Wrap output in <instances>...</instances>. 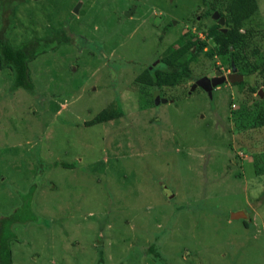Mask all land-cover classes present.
<instances>
[{"label": "rangeland", "instance_id": "374dc122", "mask_svg": "<svg viewBox=\"0 0 264 264\" xmlns=\"http://www.w3.org/2000/svg\"><path fill=\"white\" fill-rule=\"evenodd\" d=\"M12 1V45L69 40L28 64L30 92L0 69V219L32 216L11 264H264V0L232 55L211 39L230 0ZM190 34V80L135 81ZM232 68L242 85L190 89ZM107 107L122 116L85 125Z\"/></svg>", "mask_w": 264, "mask_h": 264}, {"label": "trees", "instance_id": "16d2710c", "mask_svg": "<svg viewBox=\"0 0 264 264\" xmlns=\"http://www.w3.org/2000/svg\"><path fill=\"white\" fill-rule=\"evenodd\" d=\"M0 2V69H6L10 74L11 91L22 89L30 92L32 84L29 78L28 64L37 56L47 52L48 48L68 41L69 38L63 29L58 28L47 31V38L31 37L16 46L12 45L8 35L13 28V21L11 25L10 20H13L16 5L12 0L11 3L9 2V7L3 4V1ZM256 10V0H230L228 2L225 8V30H214L212 33L214 54L232 55L238 51L240 46L243 48L249 36L248 32L240 33V28L242 23L248 20ZM203 46L204 42L196 39L193 34L187 38L179 37L163 52L160 65L152 71H143L135 78V81L147 86L174 87L183 81L190 80V66L196 61V56ZM230 48L232 51L229 50ZM254 52H257L256 48H254ZM260 68L264 70V62ZM251 90L253 91V89ZM121 116L122 111L119 108L107 107L100 110L85 125L101 124ZM60 167L71 168L70 165L64 164H60ZM31 217L21 219L12 214L7 218L0 219V264H11L9 243L14 239L10 231L11 224L17 221L25 222ZM242 224L245 226L246 222L242 221Z\"/></svg>", "mask_w": 264, "mask_h": 264}, {"label": "water", "instance_id": "95a60500", "mask_svg": "<svg viewBox=\"0 0 264 264\" xmlns=\"http://www.w3.org/2000/svg\"><path fill=\"white\" fill-rule=\"evenodd\" d=\"M73 12L75 13V9L73 10ZM218 14L213 12L212 13V19H215L217 21V23L222 24L223 21L221 20V18L219 20H217V16ZM232 73L230 75H228L226 78L220 77V78H216L218 76V73L214 74V77L212 79H208L206 77H201L197 80L194 81V83L191 85V90L198 87L199 89H201L203 92L206 93L207 97L210 98L211 97V91L212 88L222 85V84H233L236 82H239L242 80V77L240 75L235 74V70L232 68ZM158 94L157 92L153 94V101L156 104L158 102ZM161 102H165V100L161 99ZM244 217L242 212H235L232 213L230 215V219L231 220H237V219H242Z\"/></svg>", "mask_w": 264, "mask_h": 264}, {"label": "flooded vegetation", "instance_id": "af4514ba", "mask_svg": "<svg viewBox=\"0 0 264 264\" xmlns=\"http://www.w3.org/2000/svg\"><path fill=\"white\" fill-rule=\"evenodd\" d=\"M218 17H217V19L219 20L220 18H221V16L220 15H217ZM218 73V76L216 77L217 79L218 78H220V77H223V78H226L228 75H230L231 73H232V70H230V72L228 71V72H226V73H220V72H217ZM236 74V73H235ZM214 77V75H212L211 77H207L208 79H212ZM237 83H239V82H236V84ZM227 85H232V84H229V83H226ZM234 84V83H233ZM223 85V84H222ZM220 86V85H219ZM216 87H218V86H216ZM216 87H214V88H212V90L213 89H215ZM196 88H198V87H196ZM212 92V91H211ZM205 93V92H204ZM206 94V93H205Z\"/></svg>", "mask_w": 264, "mask_h": 264}]
</instances>
